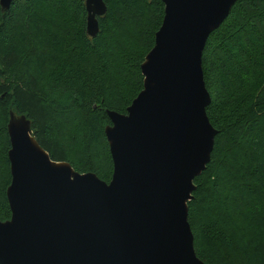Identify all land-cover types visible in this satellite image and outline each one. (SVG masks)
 Here are the masks:
<instances>
[{"label":"trees","instance_id":"16d2710c","mask_svg":"<svg viewBox=\"0 0 264 264\" xmlns=\"http://www.w3.org/2000/svg\"><path fill=\"white\" fill-rule=\"evenodd\" d=\"M86 33L85 0H15L0 8V221L10 218L9 112L29 119L51 160L112 176L107 111L126 114L142 90L162 0H103ZM207 118L217 131L194 179L188 223L205 264H264V0H237L202 53Z\"/></svg>","mask_w":264,"mask_h":264},{"label":"water","instance_id":"95a60500","mask_svg":"<svg viewBox=\"0 0 264 264\" xmlns=\"http://www.w3.org/2000/svg\"><path fill=\"white\" fill-rule=\"evenodd\" d=\"M13 1L0 0L2 13ZM236 1L162 0L161 25L140 65L142 90L126 114L106 112L108 183L51 160L29 119L9 112L11 216L0 221V264H205L187 207L217 134L201 58ZM84 5L94 38L106 5Z\"/></svg>","mask_w":264,"mask_h":264},{"label":"rangeland","instance_id":"374dc122","mask_svg":"<svg viewBox=\"0 0 264 264\" xmlns=\"http://www.w3.org/2000/svg\"><path fill=\"white\" fill-rule=\"evenodd\" d=\"M13 112V111H12ZM109 148V147H108ZM73 169V168H72ZM10 216H11V212H10Z\"/></svg>","mask_w":264,"mask_h":264},{"label":"bare ground","instance_id":"6f19581e","mask_svg":"<svg viewBox=\"0 0 264 264\" xmlns=\"http://www.w3.org/2000/svg\"><path fill=\"white\" fill-rule=\"evenodd\" d=\"M205 47V46H204ZM203 53V52H202Z\"/></svg>","mask_w":264,"mask_h":264}]
</instances>
